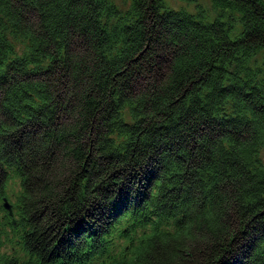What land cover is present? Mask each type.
Returning a JSON list of instances; mask_svg holds the SVG:
<instances>
[{"label":"trees","instance_id":"1","mask_svg":"<svg viewBox=\"0 0 264 264\" xmlns=\"http://www.w3.org/2000/svg\"><path fill=\"white\" fill-rule=\"evenodd\" d=\"M210 1L0 0V264H264V0Z\"/></svg>","mask_w":264,"mask_h":264},{"label":"rangeland","instance_id":"2","mask_svg":"<svg viewBox=\"0 0 264 264\" xmlns=\"http://www.w3.org/2000/svg\"><path fill=\"white\" fill-rule=\"evenodd\" d=\"M198 5H200L203 9L207 10V16H208V20H212L213 19V15L212 13V9H211V1L210 0H197ZM196 4H188L187 2L181 1V0H163V6L165 9H171V10H184L190 14H196L198 11V8L196 7ZM242 30V25L241 22L239 20H237V22L234 24V31L231 33L230 38L234 39ZM260 157L262 159V161H264V149L261 151ZM17 186H13L10 187L9 189V194L12 196V199L9 200V203L13 202L12 200L14 199V195L17 191ZM9 234V238L6 240V242L4 243L3 247H2V251L6 254H11L12 253V249L17 246V237L15 236V234H11V231L8 230L7 231Z\"/></svg>","mask_w":264,"mask_h":264},{"label":"bare ground","instance_id":"3","mask_svg":"<svg viewBox=\"0 0 264 264\" xmlns=\"http://www.w3.org/2000/svg\"><path fill=\"white\" fill-rule=\"evenodd\" d=\"M0 168L2 173L4 174V178H3V183L5 185V193H6V198L11 200L12 196L9 194L8 192V188L13 187V186H17V191L14 195V202L16 201V197L17 195L20 193L21 188H20V180L17 177V165H16V161L15 160H11V159H6V158H2L0 159ZM119 227V225H117ZM127 226L128 230L121 232V230H114V234L117 236H122L125 233H130V234H134L135 231H133V229L129 226V225H125ZM16 235H18V231L16 232ZM17 249L13 248L12 249V253H16Z\"/></svg>","mask_w":264,"mask_h":264},{"label":"water","instance_id":"4","mask_svg":"<svg viewBox=\"0 0 264 264\" xmlns=\"http://www.w3.org/2000/svg\"><path fill=\"white\" fill-rule=\"evenodd\" d=\"M5 207L8 209L9 207L5 204Z\"/></svg>","mask_w":264,"mask_h":264}]
</instances>
